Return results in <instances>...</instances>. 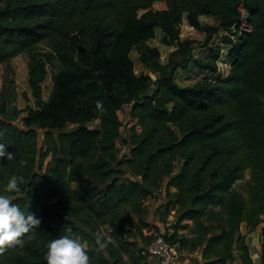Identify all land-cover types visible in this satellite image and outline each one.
Listing matches in <instances>:
<instances>
[{
  "label": "trees",
  "instance_id": "obj_1",
  "mask_svg": "<svg viewBox=\"0 0 264 264\" xmlns=\"http://www.w3.org/2000/svg\"><path fill=\"white\" fill-rule=\"evenodd\" d=\"M132 51L154 78L135 73ZM2 63L13 89L0 143L14 159H0V194L23 176L8 195L41 223L0 264H46L66 234L91 264H147L145 199L162 190L174 218L161 234L179 254L200 249L191 264H254L246 233L259 224L264 264V0H0Z\"/></svg>",
  "mask_w": 264,
  "mask_h": 264
},
{
  "label": "clouds",
  "instance_id": "obj_2",
  "mask_svg": "<svg viewBox=\"0 0 264 264\" xmlns=\"http://www.w3.org/2000/svg\"><path fill=\"white\" fill-rule=\"evenodd\" d=\"M97 107H101L99 102ZM0 159H14V154L7 151V145L4 143H0ZM21 163L25 162L21 161ZM23 183H25L23 176H11L4 186L3 194H0V255L7 248L22 246V237L41 223L34 213L22 210L8 195V193L19 192ZM68 232L70 233L71 229H68ZM93 236L98 246L96 250L105 252L108 243L112 242L111 238L104 240L100 232L93 233ZM46 249V264H91L86 245L67 234L50 240Z\"/></svg>",
  "mask_w": 264,
  "mask_h": 264
},
{
  "label": "rangeland",
  "instance_id": "obj_3",
  "mask_svg": "<svg viewBox=\"0 0 264 264\" xmlns=\"http://www.w3.org/2000/svg\"><path fill=\"white\" fill-rule=\"evenodd\" d=\"M206 21L210 22V23H214V24H217V22L215 23L212 19H206ZM182 35L183 36H187V37H191L193 39H196V40H200L202 39V35L201 34H198L196 32H193L192 30H189V29H186L185 25H182ZM160 34L157 35V37L150 41L149 43L153 46H158L159 49H160V53H161V61H165V57L168 53V51L170 50L169 47L167 46H164L160 43ZM195 53L197 55H200L201 54V51L198 49V48H195ZM131 59L133 60V64H134V70H135V73L139 74L141 72L143 73H146L147 75H149L151 78H154V75L149 72L148 70L144 69V67L142 66V64L139 63L138 59H137V54L135 51H132L131 54ZM4 64L2 63L0 65V86L3 85L2 87V94L0 95V101H4L5 104H6V107L8 108V110H10L11 108V99H10V92H11V89H13V86L10 82V77H12V74L8 73L6 71V69H4ZM178 80L181 81L182 84H189L192 82V79H188L190 78L189 75H184V73H178ZM16 104H20L21 106V100H20V97H17V100H16ZM22 107V106H21ZM118 115H119V118L122 122V126H121V135L122 136H127L128 135V128L130 126V124H132L134 121H132L129 117V107L125 106L122 110L118 111ZM22 117L24 116V114L21 115ZM22 117H20L19 119H17L15 122L17 123V125H20L21 124V119ZM98 126V122H93V123H89L88 124V127L89 128H95ZM72 128V125H68L66 126L65 128H63V130H67V129H71ZM54 132H57V130H54ZM38 134H39V144L41 145V139L43 138V134H44V130L41 129V130H38ZM120 142L117 143V145L119 147ZM39 145V146H40ZM126 147V146H125ZM127 148V147H126ZM124 151V148H122L121 150V153H123ZM49 158L46 159V161L48 160ZM247 178V173L245 172V175H244V178L239 180L237 182V184H240L242 183L245 179ZM146 201H148V204H146ZM145 201V204L146 206L148 207H151V205H154L151 200V198H149L148 200ZM158 209V208H157ZM153 214H154V217H152L153 219H156L158 218V214H156V210L153 211ZM148 213H151V209L149 210ZM152 214V213H151ZM150 214V215H151ZM174 217L172 216H169L168 219H167V222H171L172 219ZM190 223V222H189ZM260 225L262 224H259L252 232L250 233H246V230L244 228V225H240V231L242 233H246V241L247 243L249 244L250 246V250H251V253H252V257H253V260H254V264H260L259 263V260H258V253H259V250H258V245H259V234H258V228L260 227ZM151 232L147 235H153L154 233H162V232H159L158 230H150ZM184 232H186V230H184ZM186 253L183 252L181 254H179V258H178V263L183 260V258H185V255ZM229 264V263H228Z\"/></svg>",
  "mask_w": 264,
  "mask_h": 264
},
{
  "label": "crops",
  "instance_id": "obj_4",
  "mask_svg": "<svg viewBox=\"0 0 264 264\" xmlns=\"http://www.w3.org/2000/svg\"><path fill=\"white\" fill-rule=\"evenodd\" d=\"M98 122V120H95L93 122ZM93 122H90V123H93ZM89 124V123H88ZM87 124V126H88ZM98 127V126H97ZM96 128V127H95ZM126 149V148H125ZM124 149V150H125ZM171 191L174 190V188H170ZM149 198H151V200L153 201L152 203L154 205H151V207H147V214H146V221L149 223V226L151 228V230H158L159 232H163L164 231V226H167L170 222H167V219L169 216H172L173 217V214H174V207H172L170 209V213L165 216L163 215V213L161 211H163L162 207H161V204L163 203L164 201V192L163 190L161 192H156L154 193L153 195L151 196H148L146 200H148ZM146 204H148V201H146ZM158 208V209H157ZM151 209V213H148L149 210ZM153 211L156 210V214H158V218L156 219H153L152 217H154V214H153ZM151 214V215H150ZM173 220V219H172ZM241 225H244V223H242ZM244 228H245V225H244ZM260 229H261V225L260 227L258 228V234L260 235ZM246 230V229H245ZM151 231H145L144 230V234H149ZM260 238V236H259ZM259 245H258V250L260 249V240H259ZM200 254H201V251L200 249L196 250L195 252L193 253H186L184 256L185 258H183V260H181L179 262V264H191L193 259H200ZM150 264H157L155 261H152ZM229 264H232V262H229Z\"/></svg>",
  "mask_w": 264,
  "mask_h": 264
},
{
  "label": "built area",
  "instance_id": "obj_5",
  "mask_svg": "<svg viewBox=\"0 0 264 264\" xmlns=\"http://www.w3.org/2000/svg\"><path fill=\"white\" fill-rule=\"evenodd\" d=\"M141 254L147 264L155 261L157 264H177L179 253L177 246L168 243L161 233H154L149 243L143 247Z\"/></svg>",
  "mask_w": 264,
  "mask_h": 264
}]
</instances>
